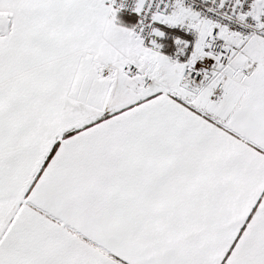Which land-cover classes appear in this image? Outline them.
I'll use <instances>...</instances> for the list:
<instances>
[{
	"label": "snow or ice",
	"instance_id": "6c2138e0",
	"mask_svg": "<svg viewBox=\"0 0 264 264\" xmlns=\"http://www.w3.org/2000/svg\"><path fill=\"white\" fill-rule=\"evenodd\" d=\"M0 264H264V0H0Z\"/></svg>",
	"mask_w": 264,
	"mask_h": 264
}]
</instances>
